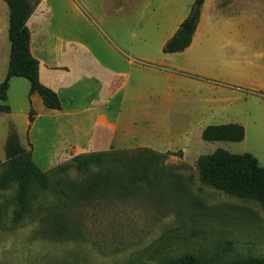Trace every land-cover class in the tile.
Listing matches in <instances>:
<instances>
[{"label": "rangeland", "instance_id": "rangeland-1", "mask_svg": "<svg viewBox=\"0 0 264 264\" xmlns=\"http://www.w3.org/2000/svg\"><path fill=\"white\" fill-rule=\"evenodd\" d=\"M83 1V9L54 11L52 31L61 41L49 44L68 49L69 64L82 52L85 73L110 88L84 78L58 93L61 113L91 108L118 121L113 146L101 153L181 155L152 160L150 186L109 188L101 200L64 206L59 181L120 169L104 161L77 173L74 157L100 153L88 138V117L95 113L75 117L84 121L72 132L66 128L71 121L38 96L31 102L27 80L16 78L25 86L9 83V111L0 112V177L6 140L15 134L49 186H31L29 209L18 221L17 184L0 189V264H165L187 253L205 263L263 257L264 206L202 183L196 160L222 149L250 154L264 168V0H214L219 12L200 17L189 47L175 54H163L162 47L194 0ZM9 49L5 41L3 54ZM102 67L128 79L109 78ZM114 85L126 86L111 94ZM138 85H148L146 95L134 101L130 91ZM228 123L244 128L241 142L201 139L206 126Z\"/></svg>", "mask_w": 264, "mask_h": 264}, {"label": "trees", "instance_id": "trees-1", "mask_svg": "<svg viewBox=\"0 0 264 264\" xmlns=\"http://www.w3.org/2000/svg\"><path fill=\"white\" fill-rule=\"evenodd\" d=\"M8 7V40L10 52L7 72L0 83V112L9 111L7 105L1 104L7 100L9 81L11 78H24L29 83V96L37 94L42 105L48 110H61L58 95L50 88L42 85L38 78V61L32 58L29 50L30 32L26 23L34 11L39 0H2ZM205 0H194L187 17L178 25L174 35L162 47L163 54L183 52L189 47L192 36L198 24L201 7ZM33 109L28 112V120H33ZM244 128L240 124L228 123L206 126L201 131V139L206 142L226 141L238 143L244 139ZM7 158L6 170L0 177V189H5L11 182L17 184V210L14 212V221L20 220L29 209L31 186L37 185L47 189L49 179L45 172L39 169L32 161L31 151L21 147L15 134L10 135L5 144ZM170 155H181V152L166 151L155 154L150 149H142L137 157L127 154L93 153L73 158L70 164L74 170L83 174L91 168H100L104 161H110L117 167L116 173L112 169L92 173L81 181H59L58 193L64 206L90 204L101 200L109 188L141 187L151 184L150 164L155 158L165 159ZM67 166L60 169L65 173ZM196 171L199 180L210 187L222 191L227 195L249 199L264 206V168L250 154L236 155L225 150L217 149L209 155L199 156L196 160ZM165 264H264L263 257H249L245 260L229 263H205L192 254H184Z\"/></svg>", "mask_w": 264, "mask_h": 264}, {"label": "crops", "instance_id": "crops-1", "mask_svg": "<svg viewBox=\"0 0 264 264\" xmlns=\"http://www.w3.org/2000/svg\"><path fill=\"white\" fill-rule=\"evenodd\" d=\"M213 1L214 0L204 1L200 11V17L204 16V14H206V16L207 14L211 15L212 11L219 12L216 5L212 6ZM5 5L0 4V11L2 12L0 16V82L4 73L7 72L8 59H9L8 50L6 51V53L3 54L5 41L6 42L8 41L10 46V42L8 40V22H7L9 16V10H7L8 9L7 5L6 6ZM84 6L85 3L83 0H41L40 3L35 7L33 13L31 14V16L29 17L26 23V26L30 32L29 50L32 55V58H35L39 63L38 65L39 81L42 85L50 88L57 95L61 90H70L74 88L82 80H84V78L94 79L95 81L98 82L99 85H101L102 88L106 84L105 81H103L102 83V81L99 80V78L95 74L88 75L85 73L84 67L82 65L84 61L83 59L84 55L82 52L79 51L74 52L71 58L72 64H69L68 58L66 57L69 52L68 49H63L62 46L59 44L56 45L55 47L49 44V41H53V40H56L58 42L61 41L60 36L56 34L54 31H52L54 11L56 10L63 11L65 10V8L69 9V7H71L73 10H79V9H83ZM189 12L187 13V15L189 14ZM187 15H185V18L187 17ZM185 18H183V20ZM183 20H181V22ZM1 22L3 27L2 29H1ZM6 30H7V36H6ZM103 70L109 73L108 74L109 78L121 77L124 78L125 80L128 79L127 73H117L114 71L107 70L106 68H103ZM16 78L17 77L10 79L9 81L10 85L13 82L14 85H19L24 87L25 83L22 82L21 80H17ZM105 86H107V89L110 88V85H105ZM114 86H115V90L111 94H114L116 91L118 92L126 85H114ZM138 86L140 88L135 87L134 91H130L133 94L132 100L134 101L137 100L139 101L141 98L145 97L144 95H146V87L148 85H138ZM259 87L261 89H264V86H259ZM126 94L127 91H125L122 94L123 97L126 98ZM37 96H38L37 94H33V95L31 94V96H29L28 94L29 100L31 102L33 101L39 102ZM6 102L7 101L1 104L6 105L5 104ZM52 111L57 112L56 114L59 115L60 119L64 118L66 123L68 121H71V124L66 126V128L70 127L71 128L70 130H72V132H74L76 123L80 125L84 121V120H75L74 119L75 117H81V115H84L86 113L94 112L95 114L93 116L88 117L90 119L88 138H89L90 147L94 148L92 151L102 152L104 151V148L109 149L110 147L113 146V141H114L113 133L117 129L118 121L112 122L111 120L107 119L105 114L100 113L99 111H96L91 108H86L80 111H75V110L65 111L63 113H61L62 110H52Z\"/></svg>", "mask_w": 264, "mask_h": 264}]
</instances>
